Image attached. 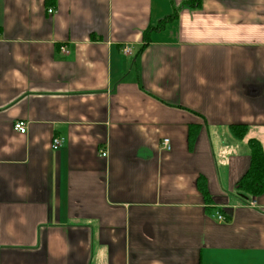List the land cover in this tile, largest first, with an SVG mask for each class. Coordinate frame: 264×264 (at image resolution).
<instances>
[{
	"label": "crops",
	"instance_id": "0c3cea01",
	"mask_svg": "<svg viewBox=\"0 0 264 264\" xmlns=\"http://www.w3.org/2000/svg\"><path fill=\"white\" fill-rule=\"evenodd\" d=\"M184 2L0 0V264H264V0Z\"/></svg>",
	"mask_w": 264,
	"mask_h": 264
},
{
	"label": "trees",
	"instance_id": "16d2710c",
	"mask_svg": "<svg viewBox=\"0 0 264 264\" xmlns=\"http://www.w3.org/2000/svg\"><path fill=\"white\" fill-rule=\"evenodd\" d=\"M202 1L204 0H185L183 6L188 8H198ZM174 17L175 12L161 20L155 28H161L164 23ZM244 129V127H234V136L243 137L245 133ZM248 147L251 152L250 166L237 182V188L247 192L251 196H256L264 192V152L259 142L255 139L248 140Z\"/></svg>",
	"mask_w": 264,
	"mask_h": 264
},
{
	"label": "built area",
	"instance_id": "2783aa9c",
	"mask_svg": "<svg viewBox=\"0 0 264 264\" xmlns=\"http://www.w3.org/2000/svg\"><path fill=\"white\" fill-rule=\"evenodd\" d=\"M49 13H52V9H49L48 10ZM59 50L63 53V54H68V51L65 49V47H60ZM122 52L124 55H129L131 54V48L129 46H124L122 48ZM13 128L16 132L20 133V134H24L26 132V126L23 122H15L14 125H13ZM62 139L61 138H58V137H54L51 141V149L52 150H57L61 144H62ZM161 145L163 146L164 149H167L169 150V140L168 139H162L161 141ZM99 155L101 157H106L107 156V153L106 151L104 150H100L99 151ZM217 220L218 221H223L224 218L222 217V215L218 214L216 216Z\"/></svg>",
	"mask_w": 264,
	"mask_h": 264
}]
</instances>
